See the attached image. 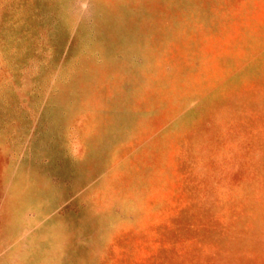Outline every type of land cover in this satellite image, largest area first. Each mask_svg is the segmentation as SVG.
Listing matches in <instances>:
<instances>
[{
  "label": "rangeland",
  "instance_id": "374dc122",
  "mask_svg": "<svg viewBox=\"0 0 264 264\" xmlns=\"http://www.w3.org/2000/svg\"><path fill=\"white\" fill-rule=\"evenodd\" d=\"M0 264H264V0H0Z\"/></svg>",
  "mask_w": 264,
  "mask_h": 264
}]
</instances>
